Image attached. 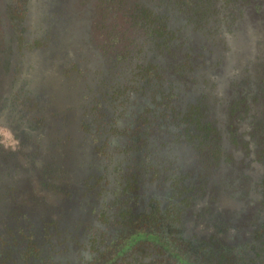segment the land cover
<instances>
[{
    "label": "flooded vegetation",
    "instance_id": "af4514ba",
    "mask_svg": "<svg viewBox=\"0 0 264 264\" xmlns=\"http://www.w3.org/2000/svg\"><path fill=\"white\" fill-rule=\"evenodd\" d=\"M100 1L0 0V264H264V0Z\"/></svg>",
    "mask_w": 264,
    "mask_h": 264
},
{
    "label": "rangeland",
    "instance_id": "374dc122",
    "mask_svg": "<svg viewBox=\"0 0 264 264\" xmlns=\"http://www.w3.org/2000/svg\"><path fill=\"white\" fill-rule=\"evenodd\" d=\"M105 7V22L104 26L109 32L110 39L116 40L121 48L125 43L134 39V35H138L134 15L135 8L131 3L133 0H101ZM100 1V2H101ZM138 21V20H137ZM136 21V22H137ZM138 27V26H136ZM127 40V41H126ZM121 238L115 241L116 251L115 257H121L131 253L135 247L143 243H152L159 246L163 251L169 254L178 264H192L183 254L176 251L168 240L159 238L158 236L147 234L141 226L133 225L129 231Z\"/></svg>",
    "mask_w": 264,
    "mask_h": 264
}]
</instances>
